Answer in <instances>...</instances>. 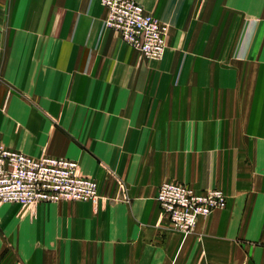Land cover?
Segmentation results:
<instances>
[{
  "label": "crops",
  "instance_id": "0c3cea01",
  "mask_svg": "<svg viewBox=\"0 0 264 264\" xmlns=\"http://www.w3.org/2000/svg\"><path fill=\"white\" fill-rule=\"evenodd\" d=\"M135 1L168 27L160 60L106 28L99 0H0L2 143L43 151L29 99L60 117L49 155L77 160L100 196L77 201L67 226L1 222L20 244L0 264H264V0ZM33 129L41 139L23 141ZM193 178L226 205L184 235L155 194Z\"/></svg>",
  "mask_w": 264,
  "mask_h": 264
},
{
  "label": "built area",
  "instance_id": "2783aa9c",
  "mask_svg": "<svg viewBox=\"0 0 264 264\" xmlns=\"http://www.w3.org/2000/svg\"><path fill=\"white\" fill-rule=\"evenodd\" d=\"M105 8L103 25L118 33L142 58L160 60L166 50L168 27L135 0H99ZM264 193V169L262 171ZM98 197L97 182L81 175L78 163L66 157H32L0 141V206L22 207L38 202L88 201ZM155 199L170 226L183 233L194 231L197 220L226 205L220 189L194 192L183 183L162 182Z\"/></svg>",
  "mask_w": 264,
  "mask_h": 264
},
{
  "label": "rangeland",
  "instance_id": "374dc122",
  "mask_svg": "<svg viewBox=\"0 0 264 264\" xmlns=\"http://www.w3.org/2000/svg\"><path fill=\"white\" fill-rule=\"evenodd\" d=\"M143 59L144 58H142L139 54V60H143ZM19 96L24 98L20 93H19ZM24 100L28 104H30V106H33L36 110H38L39 117L41 119H43V122L45 124L47 123V127L45 125H44V127L46 129L45 131L47 133L48 138H47V141L45 140V142H44L45 147L43 148V151L41 152V154L39 156L49 155V153H51V152H49L50 147H48L50 144V141H51L50 137H51V135L55 129L60 128V117L54 116L51 114H47L46 112H43V110L38 105H36L34 102L30 101L27 98H24ZM0 109L4 110L5 106L1 105ZM12 121H14V122H12ZM12 121H11V123L14 126L12 129H10L12 131H9L8 125H7V127L3 123L1 125L4 126L10 132L11 135L16 136V133H15L16 130L22 129L23 125L21 123H19L17 119L16 120L12 119ZM26 133L28 136L23 137L24 140L21 138L25 142L30 141V142H33L36 144L38 142L37 140L41 139V137H40L41 133L36 132L35 129H33V131L32 130L26 131ZM0 141H1V139H0ZM187 153L190 155L189 160L193 159L192 155L197 156L196 159L199 160V149L188 148ZM39 156H32V157H39ZM56 157H58V156H56ZM75 161L78 163V166L80 169V163L77 160H75ZM189 175L198 176V174H189ZM90 178L94 179L97 182V187H98L99 184H98L97 179H95L94 177H90ZM165 181L175 182V183H183L186 186H188L190 189H192L194 192H201V191H199V178L179 179V181L173 179V180H165ZM165 181H162V182H165ZM115 182H116L115 186L117 188H119V189L124 188L125 189V184L122 180L118 179ZM214 189H218V188H214ZM206 190H209V189H206ZM202 191H205V190H202ZM99 199H100V196H99V191H98V197L94 200H91V201L93 203H95ZM76 204H78L77 201H58V202L43 201V202L36 203L34 206H27V207H22L21 205L12 204V205H10V208L14 207L15 210H13V208H12L10 211H0V223L1 222L7 223L9 226H11L13 228L15 226H18V228H19L24 222H26L27 224H34V222H36L38 219H40V217L42 215H46L43 219L44 221H49L50 223H53L52 225H54V226H56V225L67 226V224H61L60 222H62V221L65 222L67 220V216L69 214L68 210L73 213L74 209H72V207ZM44 206H48L47 210L45 212H40V209L43 208ZM48 218H50V219H48ZM19 244L20 243L18 242V240L14 239V235L12 233L6 231L2 227V225H0V247H1L0 249L2 251H7V252L19 251Z\"/></svg>",
  "mask_w": 264,
  "mask_h": 264
}]
</instances>
